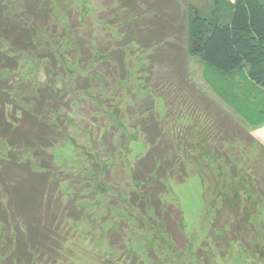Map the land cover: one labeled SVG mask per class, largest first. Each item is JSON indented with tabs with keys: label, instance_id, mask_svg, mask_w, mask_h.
Returning a JSON list of instances; mask_svg holds the SVG:
<instances>
[{
	"label": "rangeland",
	"instance_id": "374dc122",
	"mask_svg": "<svg viewBox=\"0 0 264 264\" xmlns=\"http://www.w3.org/2000/svg\"><path fill=\"white\" fill-rule=\"evenodd\" d=\"M0 1L4 15L1 24L11 25L15 34H24L27 40L26 45H19L14 42V34L10 39L0 35V109L13 121L12 116L18 118L24 108H38L45 113V120L60 134V146L54 155L59 167L65 169L59 175V179L67 180L63 185L65 200L71 189L82 198L78 205L85 216L81 221H72L67 236L70 240L59 264H98L99 260L107 264H152L148 259L153 250L154 261L159 259L155 254L169 257L170 242L160 235L162 227H142L139 209L131 213L126 207L133 186L123 166L128 159L133 163L146 152L141 135L135 131L138 115L128 118L127 114L138 113V102L151 90L146 87V70L154 69L150 76L155 80L169 64L174 65L168 52L179 48L178 55H184L188 8L193 5L189 2L208 8L211 0ZM120 46L125 48L124 59L113 50ZM39 90L53 98L49 101V95H40ZM156 108L163 115L162 97L156 98ZM197 116L204 114L197 112ZM253 135L264 145V128ZM8 151L9 146L0 138V157H6ZM258 152L264 153L262 149ZM215 162L222 170L224 161L218 158ZM78 164L88 174L79 170ZM224 176L218 174L212 188L226 183L232 204L243 209L239 216L245 223L263 224L264 200L255 196L248 202L237 193L244 190L239 185L242 179L225 180ZM168 185L169 194L164 200L181 209V227L190 241L189 249L176 255L174 264H191L187 253L194 255L203 246L205 250L198 259L202 264H264V236L257 239L251 234L253 239L246 237L240 250L238 244L226 243L221 230L217 231L218 225L213 232H218L216 237L212 234L217 251L212 254L208 243L217 211L209 205L212 201L208 200L207 206L208 184L199 173L183 182L170 179ZM121 210L131 226L127 223L128 227H118L124 220ZM113 232L114 246L108 241ZM0 263L26 264L13 259L1 232Z\"/></svg>",
	"mask_w": 264,
	"mask_h": 264
},
{
	"label": "trees",
	"instance_id": "16d2710c",
	"mask_svg": "<svg viewBox=\"0 0 264 264\" xmlns=\"http://www.w3.org/2000/svg\"><path fill=\"white\" fill-rule=\"evenodd\" d=\"M189 3L193 5L188 8L185 56H179L176 46V52H168L174 65L169 64L163 74L153 80L150 75L154 69L146 70V87L151 90L138 102V113H126L128 118L138 115L135 131L146 146V152L133 163L127 158V148L128 162L123 171L129 174L133 189L126 207L131 213L139 209L142 227H162L160 235L169 239L171 247L169 257L155 254L159 257L155 261L151 258L153 250L148 259L152 264H174L175 256L190 246L181 227V209L164 200L170 179L183 182L199 173L208 184L206 203L208 206L212 201L209 205L217 211L208 243L212 254L217 251L213 243L217 225L226 243H236L240 250L246 237L264 236V223L246 224L239 216L243 209L232 204L226 183L212 188V180L224 173L225 180L242 179L239 185L244 190L237 193L243 199L264 200V153L258 155L264 145L253 135L264 128V0H211L208 8ZM1 21L4 15L0 11V35L10 39L14 34L15 43L27 44L24 34H15L11 25L3 26ZM113 50L125 58L124 47ZM48 95L50 101L53 97ZM159 97L164 100L163 115L156 108ZM23 110L18 118L12 116L13 121L0 109V138L9 146L7 156L0 157V232L10 255L19 263L59 264L70 240L67 236L72 221H81L85 216L78 205L82 198L71 189L65 200L63 185L67 180L59 179L65 169L59 167L54 155L60 146L56 127L45 120L40 109ZM197 112L204 117L199 118ZM218 158L224 161L222 170L217 168ZM78 166L88 174L86 168ZM243 208L248 211V207ZM121 215L124 220L118 227L131 226L122 210ZM115 235L113 232L108 237L112 246ZM204 247L194 255L187 253L191 264H202L198 259ZM98 264L107 263L99 260Z\"/></svg>",
	"mask_w": 264,
	"mask_h": 264
},
{
	"label": "crops",
	"instance_id": "0c3cea01",
	"mask_svg": "<svg viewBox=\"0 0 264 264\" xmlns=\"http://www.w3.org/2000/svg\"><path fill=\"white\" fill-rule=\"evenodd\" d=\"M263 129V128H262ZM259 130H261V129H259ZM258 131V130H257Z\"/></svg>",
	"mask_w": 264,
	"mask_h": 264
},
{
	"label": "water",
	"instance_id": "95a60500",
	"mask_svg": "<svg viewBox=\"0 0 264 264\" xmlns=\"http://www.w3.org/2000/svg\"><path fill=\"white\" fill-rule=\"evenodd\" d=\"M1 264V263H0Z\"/></svg>",
	"mask_w": 264,
	"mask_h": 264
}]
</instances>
